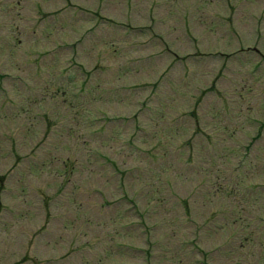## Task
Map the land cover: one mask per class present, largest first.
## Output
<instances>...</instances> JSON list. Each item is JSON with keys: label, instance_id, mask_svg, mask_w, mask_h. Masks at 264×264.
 Listing matches in <instances>:
<instances>
[{"label": "rangeland", "instance_id": "obj_1", "mask_svg": "<svg viewBox=\"0 0 264 264\" xmlns=\"http://www.w3.org/2000/svg\"><path fill=\"white\" fill-rule=\"evenodd\" d=\"M168 2L0 0V264H264V0Z\"/></svg>", "mask_w": 264, "mask_h": 264}]
</instances>
